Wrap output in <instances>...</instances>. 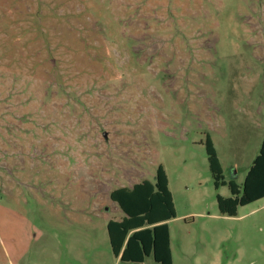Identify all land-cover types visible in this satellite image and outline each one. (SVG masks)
Returning <instances> with one entry per match:
<instances>
[{"label": "rangeland", "instance_id": "obj_1", "mask_svg": "<svg viewBox=\"0 0 264 264\" xmlns=\"http://www.w3.org/2000/svg\"><path fill=\"white\" fill-rule=\"evenodd\" d=\"M207 135L241 185L264 140V0H0V264H116L109 192L160 164L172 264H264V197L218 211Z\"/></svg>", "mask_w": 264, "mask_h": 264}, {"label": "trees", "instance_id": "obj_2", "mask_svg": "<svg viewBox=\"0 0 264 264\" xmlns=\"http://www.w3.org/2000/svg\"><path fill=\"white\" fill-rule=\"evenodd\" d=\"M205 149L214 186L227 185L230 196L216 195L218 211L233 216L240 205L264 197V140L241 185L226 181L212 140L207 135ZM123 216L106 224L111 251L117 264H172L168 220L176 216L168 179L163 166L156 168L154 182L143 179L131 186H120L109 192Z\"/></svg>", "mask_w": 264, "mask_h": 264}, {"label": "crops", "instance_id": "obj_3", "mask_svg": "<svg viewBox=\"0 0 264 264\" xmlns=\"http://www.w3.org/2000/svg\"><path fill=\"white\" fill-rule=\"evenodd\" d=\"M117 260V259H116ZM116 262H118V261H116ZM117 264V263H116Z\"/></svg>", "mask_w": 264, "mask_h": 264}, {"label": "water", "instance_id": "obj_4", "mask_svg": "<svg viewBox=\"0 0 264 264\" xmlns=\"http://www.w3.org/2000/svg\"><path fill=\"white\" fill-rule=\"evenodd\" d=\"M105 135V134H104Z\"/></svg>", "mask_w": 264, "mask_h": 264}]
</instances>
